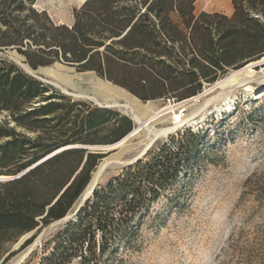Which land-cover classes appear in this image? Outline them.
I'll list each match as a JSON object with an SVG mask.
<instances>
[{"label": "trees", "instance_id": "1", "mask_svg": "<svg viewBox=\"0 0 264 264\" xmlns=\"http://www.w3.org/2000/svg\"><path fill=\"white\" fill-rule=\"evenodd\" d=\"M35 2L0 0V176L25 171L0 180L4 261L20 236L73 210L102 157L75 146L114 144L134 128L127 115L32 77L10 52L33 71L61 63L143 102L195 96L230 69L264 56V0H231L230 15L196 14V0H84L71 25L56 23ZM208 135L183 128L97 186L40 264H118L123 251L139 247L154 205L186 204ZM254 237L252 264H264V222Z\"/></svg>", "mask_w": 264, "mask_h": 264}, {"label": "rangeland", "instance_id": "2", "mask_svg": "<svg viewBox=\"0 0 264 264\" xmlns=\"http://www.w3.org/2000/svg\"><path fill=\"white\" fill-rule=\"evenodd\" d=\"M83 1L36 0L34 6L38 10H45L56 23L71 25L73 10L80 7ZM194 6L196 14L200 11H216L230 15L233 12L231 0H196ZM9 57L21 63L20 57L14 53L10 52ZM245 66L230 69L214 83L205 84L200 93L184 100H150L143 121L159 113L162 108H167L160 112L158 118L150 120L155 129L169 124L173 112L181 111L183 118H192L174 131L158 137L152 145H158L168 135L186 127L205 130L209 134L208 143L202 154V162L188 185L190 194L186 204L176 209L162 199L154 205L141 228L139 247L134 251H123L115 263L252 264L255 254L254 236L257 227L264 222V82L248 80L245 85H239L226 96L222 95L205 105L206 100L216 93L217 82ZM252 69L255 74H260L264 66ZM35 73L52 83L51 86L60 93L64 91L56 82L77 94L91 93L99 79L109 82L93 73L78 72L61 63L38 68ZM66 96L98 106L93 100L84 97L71 94ZM110 109L131 118L118 108ZM2 117L0 115V120ZM134 122V128L138 127ZM125 138L122 145L108 154H102L92 171L91 178L99 164L107 160V167L100 175L98 186L106 184L117 175L126 166L118 162L131 161L140 152L148 136L141 130L137 135L130 136L129 133ZM98 146L102 144L90 145L88 150L99 152L96 148ZM145 154L140 160H144ZM79 200L80 197L73 210ZM65 222L53 221L39 230L23 234L10 246L9 252L13 251L12 255L4 261L7 252L0 259V264H16L30 247L28 255L18 264H40L50 250L55 234ZM121 257L122 262L119 260Z\"/></svg>", "mask_w": 264, "mask_h": 264}, {"label": "bare ground", "instance_id": "3", "mask_svg": "<svg viewBox=\"0 0 264 264\" xmlns=\"http://www.w3.org/2000/svg\"><path fill=\"white\" fill-rule=\"evenodd\" d=\"M254 63H248L244 68L235 71L233 74L230 76L226 77L222 81L217 82L216 86L218 87L216 90V93L212 95L210 98H208L205 102V105H208L209 103H212L215 101L217 98L220 96L230 92L232 89L239 85H245L248 80H255L264 82V71L260 74H255V72L252 69V65ZM21 66H23L24 69L28 71H32L30 68H28L26 65L21 63ZM39 74V73H38ZM56 85H59L61 89L67 93L71 94L73 96H80L87 98L89 100H93L97 105H103L107 106L109 108H118L119 110L129 114L132 118V120H135L136 123H140L138 127L134 128L130 132V136L137 135L141 130L145 131V133L148 136L147 141L145 142L144 146L140 150V152L133 158H138L142 157L146 152V149L158 138L161 137L162 135H166L172 131H174L177 127L183 125L184 123L188 122L189 119L192 118H183L181 111L179 112H173L170 115V122L164 127L155 129L153 125L150 124V120H154L159 117L160 112L166 110L167 108H162L159 113L152 114L149 119L146 121H143V116L145 114V111L148 107H150V101L147 103H142L140 102L136 97H131L129 94L121 90L113 85H111L109 82H106L104 80L99 79L98 82H96V85L93 87L91 93H86V92H80L79 94L75 92L68 91L67 88L61 86L57 82L55 83ZM129 136V135H128ZM126 141V138L124 137L120 141H118L115 146H120ZM131 159V160H133ZM128 161H121L118 163L125 164ZM107 160L104 162L102 161L101 164H99V167L97 171L93 174L90 182L82 192L80 196L81 201L84 197H87L90 195L92 188L94 187L95 183L98 182L101 172L104 168V166L107 164ZM111 163V162H109ZM107 167V166H106ZM68 215V214H67ZM62 219L56 220V222L61 221ZM39 238L35 241H38ZM36 243V242H35ZM35 246V245H34ZM31 248V247H30ZM30 248H28L27 251H25L20 258L18 259L17 263L22 262L25 257L28 255Z\"/></svg>", "mask_w": 264, "mask_h": 264}, {"label": "water", "instance_id": "4", "mask_svg": "<svg viewBox=\"0 0 264 264\" xmlns=\"http://www.w3.org/2000/svg\"><path fill=\"white\" fill-rule=\"evenodd\" d=\"M35 7V6H34ZM16 63L21 67V68H23V66H21V63L19 64V61H16ZM248 63H252V62H248ZM247 63V64H248ZM254 64L252 65L253 67H255V66H259V65H263L264 66V56L263 57H261V58H259V59H257V60H255L254 62H253ZM246 64V65H247ZM24 69V68H23ZM25 70V72L26 73H28L29 75H31L32 77H34V78H36V79H38V80H40V81H42V82H44V83H47V84H50V85H53L52 83H50V82H48L47 80H44L43 78H41L39 75H37L36 73H35V71H28V70H26V69H24ZM62 93H64V92H62ZM64 94H66V93H64ZM66 95H70V94H66ZM35 105H38V104H35ZM98 107H104V108H109V107H107V106H103V105H98ZM128 116V115H127ZM131 119V118H130ZM132 120V119H131ZM133 121V120H132ZM134 122V121H133ZM136 125H140V123H136V122H134ZM117 143V142H116ZM116 143H114V144H109V145H102V146H98V147H96L97 149H99V154H108L110 151H113L114 149H116L118 146H115V144ZM153 144V143H152ZM151 144V145H152ZM151 145L146 149V151L151 147ZM75 147H80V148H84V149H89L90 147L89 146H84V145H76ZM145 151V152H146ZM142 157H138V158H135V159H133V160H131V161H129V162H126L124 165H130V164H133V163H136V162H138V161H140V159H141ZM107 165V164H106ZM106 165L104 166V168L106 167ZM104 168H103V170H104ZM103 170H102V172H103ZM25 172V171H24ZM24 172H22V173H20V174H18V175H16V176H10V177H5V176H0V180H7V179H13L14 177H19L20 175H22ZM101 172V173H102ZM98 186V182H96L95 183V185H94V187L92 188V190H91V193H90V195L89 196H87V197H84L81 201H79L78 202V204L75 206V208H74V210H73V212L72 213H70V214H68V215H66L65 217H63V218H61L62 220L61 221H67V220H69V219H71L73 216H75L76 214H77V212L81 209V207H83V205H84V203L89 199V197L93 194V191L95 190V188Z\"/></svg>", "mask_w": 264, "mask_h": 264}, {"label": "crops", "instance_id": "5", "mask_svg": "<svg viewBox=\"0 0 264 264\" xmlns=\"http://www.w3.org/2000/svg\"><path fill=\"white\" fill-rule=\"evenodd\" d=\"M216 12V11H215Z\"/></svg>", "mask_w": 264, "mask_h": 264}]
</instances>
